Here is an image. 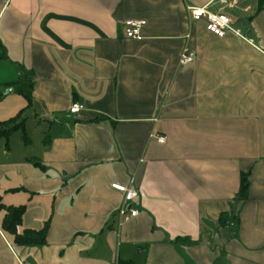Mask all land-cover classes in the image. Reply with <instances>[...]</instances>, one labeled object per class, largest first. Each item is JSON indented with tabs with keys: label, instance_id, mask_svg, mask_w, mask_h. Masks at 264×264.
I'll return each mask as SVG.
<instances>
[{
	"label": "crops",
	"instance_id": "crops-1",
	"mask_svg": "<svg viewBox=\"0 0 264 264\" xmlns=\"http://www.w3.org/2000/svg\"><path fill=\"white\" fill-rule=\"evenodd\" d=\"M0 56V123L34 110L40 142L0 160V264H264V0H0ZM27 72L30 106L7 98ZM113 184L139 191L121 225ZM46 223L44 247L17 243Z\"/></svg>",
	"mask_w": 264,
	"mask_h": 264
},
{
	"label": "trees",
	"instance_id": "trees-1",
	"mask_svg": "<svg viewBox=\"0 0 264 264\" xmlns=\"http://www.w3.org/2000/svg\"><path fill=\"white\" fill-rule=\"evenodd\" d=\"M3 57L0 56V60ZM33 77L32 73H25L24 77L19 78L17 81L6 84L7 87L15 89L19 95H22L27 99L29 106L33 102ZM22 115V113H21ZM19 115L16 118L9 121L0 123V139H4L6 142V149H10L9 142L15 133H21L22 139L25 145L30 144V140L26 133L25 120ZM249 190V177L248 175H242L241 187L237 199L245 201L248 199ZM26 207L13 208L9 216L3 222V228L6 231H14L22 225L23 217L25 215ZM220 225L225 227V217H221ZM49 230V223H46L40 231H25L22 236H18L17 243L22 247H44L47 244V235ZM17 234V233H16ZM119 264H133L132 262H120Z\"/></svg>",
	"mask_w": 264,
	"mask_h": 264
},
{
	"label": "built area",
	"instance_id": "built-area-1",
	"mask_svg": "<svg viewBox=\"0 0 264 264\" xmlns=\"http://www.w3.org/2000/svg\"><path fill=\"white\" fill-rule=\"evenodd\" d=\"M191 19L195 22L202 19L207 21V31L212 33L217 37H224L228 30H231L230 20L225 16H216L207 14L204 9H189ZM146 25L145 21H127L125 23V35L128 39H139L141 37L142 28ZM195 53L186 49L183 51L179 64L181 66L192 64L195 61ZM84 110V106L75 103L71 106L69 113L70 115H78ZM158 142L160 144L165 143V138L158 137ZM112 188L124 195L123 206L119 211V223L120 225L132 218H135L139 212L138 210L132 209L128 206L130 203L134 202L139 197V191L135 190L132 186H122L119 184H113ZM16 264H28L23 261L18 260Z\"/></svg>",
	"mask_w": 264,
	"mask_h": 264
},
{
	"label": "rangeland",
	"instance_id": "rangeland-1",
	"mask_svg": "<svg viewBox=\"0 0 264 264\" xmlns=\"http://www.w3.org/2000/svg\"><path fill=\"white\" fill-rule=\"evenodd\" d=\"M9 90H11V89H9ZM6 92H8V90L7 91H3V90H1V94L3 95V97L4 96H6L7 95V93ZM18 97V98H17ZM4 98H6V97H4ZM8 99H10V100H12V99H19L20 98V95L18 94V92H16L15 91V94L13 95V96H9V97H7ZM20 99H22V98H20ZM29 111V109H25L23 112H22V119H24L25 120V125H26V122H27V118L31 121L32 120V118H33V112H34V110H32L31 112H28ZM18 116V115H17ZM16 116V117H17ZM15 117V118H16ZM43 124V123H42ZM36 128H34V127H32L31 125H29V130H30V132H28L29 134H27V136H28V138H30L31 139V137H30V135H32V137H33V140L34 141H32V142H34V144H33V146H25L24 145V142H22V140H21V135L20 134H14L13 136H12V138H11V140H10V142H9V145H10V149H11V152H12V154H10V156H13V155H15V156H17L18 154H19V152L22 150H29V151H32V147H34L36 144H39L40 142L37 140L38 139V136H37V131L35 130ZM27 133V132H26ZM5 150H6V142H5V140L4 139H0V160H3V158L4 157H6V152H5ZM37 151L39 150L38 149V147H37V149H36ZM134 260H135V263L134 264H144V261H145V258H144V256L142 255V254H140V250H138L137 252H136V256H134Z\"/></svg>",
	"mask_w": 264,
	"mask_h": 264
}]
</instances>
